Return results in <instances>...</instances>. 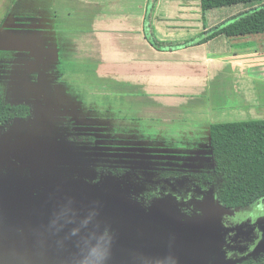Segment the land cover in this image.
Returning a JSON list of instances; mask_svg holds the SVG:
<instances>
[{"label":"crops","instance_id":"crops-1","mask_svg":"<svg viewBox=\"0 0 264 264\" xmlns=\"http://www.w3.org/2000/svg\"><path fill=\"white\" fill-rule=\"evenodd\" d=\"M246 8L213 9L206 26ZM0 10V50L27 51L9 62L40 86L35 117L114 125L115 160L203 174L211 124L264 119V34L181 45L205 30L200 0H0Z\"/></svg>","mask_w":264,"mask_h":264},{"label":"rangeland","instance_id":"rangeland-1","mask_svg":"<svg viewBox=\"0 0 264 264\" xmlns=\"http://www.w3.org/2000/svg\"><path fill=\"white\" fill-rule=\"evenodd\" d=\"M10 57L28 55L0 50V96L31 110L0 124V199L20 204L8 214L0 207V264H264V195L225 207L213 168L115 160L114 125L37 119L40 86ZM22 192L31 193L30 208ZM45 195L80 204L74 211L88 225L74 219L54 228L58 214ZM61 208L63 219L71 208Z\"/></svg>","mask_w":264,"mask_h":264},{"label":"trees","instance_id":"trees-1","mask_svg":"<svg viewBox=\"0 0 264 264\" xmlns=\"http://www.w3.org/2000/svg\"><path fill=\"white\" fill-rule=\"evenodd\" d=\"M233 5H246L247 8L207 28L208 12ZM200 6L205 30L181 45L203 43L219 35L264 34V0H200ZM146 37L157 48H163L164 44L156 39L150 26H147ZM29 110V105L12 104L0 96V124L8 123L17 116H26ZM210 147L214 175L222 176L218 190L221 205L243 207L264 195V119L211 124ZM214 175L205 177L212 179Z\"/></svg>","mask_w":264,"mask_h":264},{"label":"water","instance_id":"water-1","mask_svg":"<svg viewBox=\"0 0 264 264\" xmlns=\"http://www.w3.org/2000/svg\"><path fill=\"white\" fill-rule=\"evenodd\" d=\"M45 200V199H44ZM55 200V199H54ZM43 201V200H42ZM44 202V201H43ZM51 203H55V207H56V212H57V216H56V219H54L53 220V224H54V226H60V227H62V226H64L65 227V225L67 224V220H69L70 219V221L71 220H74V219H78V220H80V221H82L85 225H88V221H87V219L84 217V216H82V214L81 213H77V211L75 210V211H67V213L65 214V217H63V219H61L60 217H59V215H61L60 214V209H62L61 207H64V206H62V205H60L61 204V202H51ZM20 204H19V201L18 200H16V199H11L10 197H8V196H6V197H4V198H2V200L0 199V207L2 208V210L6 213V214H8V213H13V212H16V211H19L20 210V206H19ZM58 206L60 207V208H58ZM34 213H35V210H34ZM33 213V216L35 215ZM11 216V215H10ZM9 216V217H10ZM69 219H68V218ZM11 219V218H10ZM12 221V220H11ZM18 223H20V222H18ZM59 230V229H58ZM58 230L57 229H55V231H56V235L58 234V233H60V232H58ZM54 231V230H53Z\"/></svg>","mask_w":264,"mask_h":264},{"label":"flooded vegetation","instance_id":"flooded-vegetation-1","mask_svg":"<svg viewBox=\"0 0 264 264\" xmlns=\"http://www.w3.org/2000/svg\"><path fill=\"white\" fill-rule=\"evenodd\" d=\"M170 169H172V168H170ZM173 171H180V170H176V169H172ZM191 173V172H190ZM22 193H24V192H22ZM33 195H34V193H32ZM31 193L30 192H25L23 195H22V197H20V200L21 201H27V205L29 206V203L31 202V201H33V199H31ZM44 198H45V200H43L44 202H46V203H51V202H61V204L60 205H62V206H66V207H68L69 209H70V211L72 210V211H74V209L76 208L75 207V205H77V207L79 208L80 207V204L78 205L77 203H74L73 201H67L66 199H65V196L64 195H61V196H57V195H51V196H49V195H45L44 196ZM35 199V198H34ZM37 200H36V203H38V198H36ZM55 199V200H54ZM34 202H35V200H34ZM33 203V202H32ZM75 207V208H74ZM29 208H30V206H29ZM58 208H60L59 206H58ZM82 209H86V211H87V207L85 206V205H82ZM31 210V209H30ZM77 213H80L79 212V210H77ZM21 224H22V227H21V229H26V224L27 223H24V222H20ZM54 228H64V226H62V227H60V226H54ZM33 229H34V226H33ZM28 234V232L26 231V234L25 235H27Z\"/></svg>","mask_w":264,"mask_h":264},{"label":"bare ground","instance_id":"bare-ground-1","mask_svg":"<svg viewBox=\"0 0 264 264\" xmlns=\"http://www.w3.org/2000/svg\"><path fill=\"white\" fill-rule=\"evenodd\" d=\"M68 218V217H67ZM69 219V218H68ZM70 220V219H69Z\"/></svg>","mask_w":264,"mask_h":264}]
</instances>
